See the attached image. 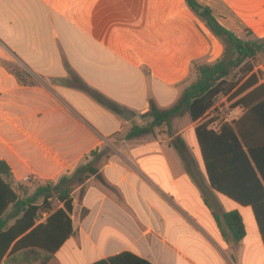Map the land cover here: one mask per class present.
<instances>
[{"label":"crops","instance_id":"0c3cea01","mask_svg":"<svg viewBox=\"0 0 264 264\" xmlns=\"http://www.w3.org/2000/svg\"><path fill=\"white\" fill-rule=\"evenodd\" d=\"M196 1L239 37L264 40V0ZM223 53L187 0H0V161L13 188L28 198L81 166L97 170L71 185L74 234L48 264H93L124 252L153 264H264L252 206L210 184L196 133L206 116L128 138L146 125L153 101L176 105L195 62L212 64ZM253 72L264 83V63ZM178 136L192 173L172 145ZM50 202L53 212L63 207L56 192ZM232 211L247 232L239 243L223 217Z\"/></svg>","mask_w":264,"mask_h":264},{"label":"trees","instance_id":"16d2710c","mask_svg":"<svg viewBox=\"0 0 264 264\" xmlns=\"http://www.w3.org/2000/svg\"><path fill=\"white\" fill-rule=\"evenodd\" d=\"M204 19L209 29L222 41L224 53L212 64L195 62L199 79L187 87L176 105L160 109L153 101L145 117L151 121L137 126L129 133L132 139L153 132L154 128L171 124L177 117L189 115L193 122L216 114V99L230 95L238 99L234 104L244 108L243 116L232 126L223 125L220 132L210 128L207 120L196 128L210 184L217 191L254 209L264 239V83L254 73L250 61L264 52V40H245L222 26L210 8L196 0H187ZM246 66L243 80H229L232 73ZM93 97L115 111L121 109L97 91ZM172 145L192 173L194 160L185 140L178 136ZM97 170L90 164L79 167L70 178H62L53 188L40 187L35 195L21 198L10 182L11 169L0 161V264H48L62 245L74 234L73 198L71 185L84 183ZM57 193L63 207L53 212L50 199ZM40 197L43 203L37 204ZM14 211L4 216L9 207ZM48 213L45 220L42 214ZM220 222V217L215 214ZM224 221L235 243L241 242L247 232L238 211L224 214ZM11 221H14L11 223ZM93 264H153L131 252H124Z\"/></svg>","mask_w":264,"mask_h":264},{"label":"rangeland","instance_id":"374dc122","mask_svg":"<svg viewBox=\"0 0 264 264\" xmlns=\"http://www.w3.org/2000/svg\"><path fill=\"white\" fill-rule=\"evenodd\" d=\"M264 63V52L259 53L258 56L250 61V64H252L255 67H258L260 64ZM246 66H241L240 68L236 69L232 75L229 77V80H233L235 82H241L243 80V69ZM199 79V74L197 73L196 69L194 71V73L191 75V77L189 78V84H193L195 83L197 80ZM238 99H231L230 95H221L216 99V106H220L221 110L217 108L216 114H222L223 112H227L230 108H234L233 106H235L234 104L237 102ZM211 114H209L208 116H210ZM206 116V120H213L212 115L211 117ZM151 121V119H147V122ZM201 181L203 180V177L199 178ZM28 192L30 193V195H32L35 191L29 189Z\"/></svg>","mask_w":264,"mask_h":264},{"label":"built area","instance_id":"2783aa9c","mask_svg":"<svg viewBox=\"0 0 264 264\" xmlns=\"http://www.w3.org/2000/svg\"><path fill=\"white\" fill-rule=\"evenodd\" d=\"M220 109V106H216V110ZM243 115V109L239 107L230 108L227 112L222 114H213V122L210 125V128L216 132H220L223 125H234Z\"/></svg>","mask_w":264,"mask_h":264},{"label":"water","instance_id":"95a60500","mask_svg":"<svg viewBox=\"0 0 264 264\" xmlns=\"http://www.w3.org/2000/svg\"><path fill=\"white\" fill-rule=\"evenodd\" d=\"M127 114H129V112L124 113V117L126 120L130 121L131 119H133L134 116L132 114H130V116H128ZM147 119H151V117H147Z\"/></svg>","mask_w":264,"mask_h":264}]
</instances>
